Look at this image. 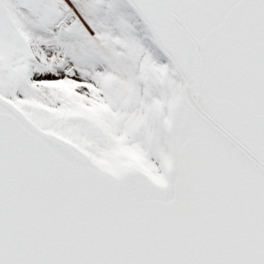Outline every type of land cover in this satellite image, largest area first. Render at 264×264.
Instances as JSON below:
<instances>
[{"label":"snow or ice","instance_id":"obj_1","mask_svg":"<svg viewBox=\"0 0 264 264\" xmlns=\"http://www.w3.org/2000/svg\"><path fill=\"white\" fill-rule=\"evenodd\" d=\"M0 264H264V0H0Z\"/></svg>","mask_w":264,"mask_h":264}]
</instances>
